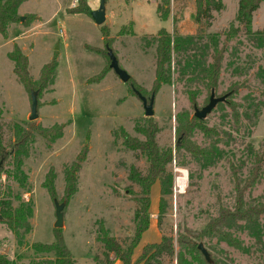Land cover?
Listing matches in <instances>:
<instances>
[{
  "label": "rangeland",
  "instance_id": "rangeland-1",
  "mask_svg": "<svg viewBox=\"0 0 264 264\" xmlns=\"http://www.w3.org/2000/svg\"><path fill=\"white\" fill-rule=\"evenodd\" d=\"M75 1L26 0L19 7L20 18L9 26L8 37L0 33L4 143L10 147L15 123L25 128L30 122L42 127L65 125L63 136L51 145L36 137L22 165L26 183L15 177L16 168L10 160L1 168L0 199H11L14 206L29 202L33 215L29 218L32 230L25 234L23 244L4 217L0 219V252L17 259L18 264H30L32 258L45 256L30 246L35 241L47 243L54 239L55 204L44 186L46 174L53 168L55 198L65 201V167L88 146V157L78 173V191L64 208L62 230L76 264H109L103 244L96 239L97 227L103 221L110 234L118 238L127 235L137 206L127 187L139 189L128 178V168L135 164L144 172L147 167L146 159L126 148L121 139L116 140L113 132L123 127L129 134L142 137L135 125L138 118L145 116V109L131 85L151 96L156 67L153 37L165 28L183 36L194 35L201 44L210 43L215 35L222 53L221 69L217 86L208 87L203 82L190 81L188 75L180 77L173 56V82L155 92L152 117L161 127L158 143L175 150L168 165L175 175L174 186L159 224V180L152 185L151 218L134 250L133 261L147 244L159 242L162 235L174 238L178 252L182 249L178 238L188 229L201 234L199 244L203 243L216 258L230 264H264V213L253 220L232 215L241 195L237 185L243 189L246 208L264 202V34L249 36L241 27L229 35L239 0H222L223 9L212 11L211 25L206 28L195 20L196 0H106V20L101 25L89 12L97 9L101 0H87L90 10L83 12L71 11L79 3ZM234 26H238L236 21ZM252 28L264 30V0L253 13ZM16 44L29 58V73L34 81L39 80L44 64L54 57L58 61L55 83L38 95V117L34 120L29 119L31 90L17 78L8 57ZM106 45L131 75L128 82L109 67V60L102 54ZM213 49L209 48L201 64L203 59H207L206 63L212 60ZM104 69L106 74L99 81H90ZM212 88L217 96L231 95L204 119L218 133L206 135L196 130L193 134L192 142L209 151L206 159L177 147V115L185 112L194 116V106L206 105ZM255 172L258 175L253 179ZM182 174L187 177L186 186L178 191L176 180ZM223 211L229 217L220 229L236 236L243 248L229 245L219 232L206 233L208 223ZM162 263L177 264L176 256H165ZM114 264L123 263L117 259Z\"/></svg>",
  "mask_w": 264,
  "mask_h": 264
},
{
  "label": "trees",
  "instance_id": "trees-1",
  "mask_svg": "<svg viewBox=\"0 0 264 264\" xmlns=\"http://www.w3.org/2000/svg\"><path fill=\"white\" fill-rule=\"evenodd\" d=\"M26 0H0V33L8 37V30L11 23L16 22L20 17L18 10L20 5ZM263 0H239L238 8L234 21L238 26H234V21L230 24L229 35L236 34L241 27L244 33L249 36L262 35L264 30H253V13L256 11ZM71 11L83 12L89 11L90 6L87 0H78ZM197 11L195 20L199 24H204L203 28L211 25L212 11L221 10L224 7L222 0H196ZM163 18L167 17V12L163 13ZM106 36L105 30L102 31ZM200 38V37H199ZM201 39V38H200ZM156 43L155 55V79L153 81L152 94L157 92L163 84L172 83V59L175 56L177 72L180 77L188 75L190 81H198L207 84L208 87H215L218 84L219 73L221 69L222 53L216 45L215 35L210 39V43L199 42L194 35L183 36L177 31L169 32L165 28L160 29L156 36L153 37ZM106 47V46H105ZM213 47L212 60L207 62L203 59L205 53H209V48ZM101 53L97 47H92ZM110 62L107 53V47L102 53ZM198 54L200 58H198ZM8 57L14 64V73L22 84L28 89H35L41 93L48 85L55 83L58 61L54 57L51 61L43 65L40 70V78L34 81L29 73V58L23 52L19 45H14L13 49L8 52ZM110 67V63H109ZM111 68V67H110ZM106 74L105 69L94 78L91 82L99 81ZM182 78V79H183ZM135 87V86H134ZM131 90L137 95L131 85ZM141 91V90H140ZM142 92V91H141ZM151 94V95H152ZM231 93L228 95V97ZM138 96V95H137ZM227 97V98H228ZM149 98V97H148ZM192 101L194 94H191ZM224 102V101H223ZM222 103V102H219ZM3 110L0 108V161L4 166L5 162H13L16 168L15 177L21 183L27 182V176L22 170L23 161L29 156L31 145L35 142L36 137L44 138L49 145L61 138L64 134V124L55 123L51 126L42 127L30 122L29 127L25 128L19 123L12 126L13 140L8 147L4 143L3 124L1 118ZM177 133L179 135L178 148L188 151L195 157L206 156L209 158V151L200 148L192 142L193 134L196 130L202 131L206 135L217 134L213 128L206 125L204 119L188 116L185 112L177 115ZM161 130L158 122L152 116H144L136 120L135 131L142 135L129 134L123 127L114 130L115 139H121L122 144L135 152L142 155L147 162L146 170L143 172L137 165L131 164L128 168V178L139 186L134 190L128 186L129 194L136 202L131 228L124 238H118L110 234L109 229L103 221L97 227L96 239L103 244L104 254L109 264H114L115 260L122 261L123 264H163L162 258L165 256H176L177 264H230L226 259H219L209 252L210 258H207L199 249L198 244L201 241V234L192 232L188 229L179 236L178 243L182 249L176 252L174 238L172 236L162 235L161 240L157 243L147 244L136 261H133V254L136 246L140 242L142 233L148 228L151 218L150 212V193L152 185L159 180L160 182V203L158 223L161 224L162 214L167 207V196L173 193L174 172L169 168L173 161L175 150L173 147H161L157 140V134ZM181 138V139H180ZM88 146H85L76 156V158L65 167V184L63 199L67 202L78 191V173L82 167V162L88 157ZM212 153V152H211ZM215 153V152H214ZM212 153V155H214ZM254 173L253 179L257 177ZM55 172L51 168L44 181V186L48 193L55 199L57 196L55 186ZM240 192L239 206L233 216L246 220H253L255 215L264 213V202L258 203L255 207L246 208L242 198V188L237 185ZM0 214L4 217L9 229L15 234L20 244L24 243L25 234L32 230L29 218L33 215V205L29 202H21L20 205L14 206L11 199H0ZM229 214L225 211L207 225L206 233L219 232L222 240L229 245L237 248H243L242 243L232 233L220 229L225 225ZM36 253L45 254L38 258H32L30 264H76L71 250L65 242L62 228H54V239L51 242L35 241L30 246ZM114 254L111 257V254ZM49 255V256H48ZM0 264H18L17 259L10 258L7 254L0 252Z\"/></svg>",
  "mask_w": 264,
  "mask_h": 264
},
{
  "label": "water",
  "instance_id": "water-1",
  "mask_svg": "<svg viewBox=\"0 0 264 264\" xmlns=\"http://www.w3.org/2000/svg\"><path fill=\"white\" fill-rule=\"evenodd\" d=\"M106 0H101L100 5L97 9L89 11L97 24H103L106 20ZM107 53L110 58V67L120 76V78L124 82H128L131 79V75L120 66L118 57L116 56L113 49L106 45ZM134 91L137 93L138 97L142 101L143 107L145 109V116H153L154 115V102H155V94L153 93L149 98L144 95L140 90L133 86ZM230 93H225L221 96H216V91L214 88L211 90V94L209 97V102L203 107L194 106V115L199 119H205L207 115L215 108V106L219 102H223L227 99ZM31 115L29 116L30 120H34L38 117V91H31ZM3 163V160L0 161V167ZM55 204V215L56 220L54 223L55 228H62L64 225V208L66 206V202H60L57 198L54 199ZM0 219L3 220V216L0 214ZM199 249L203 252V254L210 258L209 252L205 249L203 243L198 245Z\"/></svg>",
  "mask_w": 264,
  "mask_h": 264
},
{
  "label": "built area",
  "instance_id": "built-area-1",
  "mask_svg": "<svg viewBox=\"0 0 264 264\" xmlns=\"http://www.w3.org/2000/svg\"><path fill=\"white\" fill-rule=\"evenodd\" d=\"M78 0H76L74 3H77ZM76 5V4H75ZM185 175V174H182V175H179L177 177V180H176V187L177 189H179L178 191L180 190H184L185 186H186V182L183 181V180H180V178H182V176Z\"/></svg>",
  "mask_w": 264,
  "mask_h": 264
},
{
  "label": "bare ground",
  "instance_id": "bare-ground-1",
  "mask_svg": "<svg viewBox=\"0 0 264 264\" xmlns=\"http://www.w3.org/2000/svg\"><path fill=\"white\" fill-rule=\"evenodd\" d=\"M186 178H187L186 175H183L182 178H180V180H183L186 182Z\"/></svg>",
  "mask_w": 264,
  "mask_h": 264
},
{
  "label": "crops",
  "instance_id": "crops-1",
  "mask_svg": "<svg viewBox=\"0 0 264 264\" xmlns=\"http://www.w3.org/2000/svg\"><path fill=\"white\" fill-rule=\"evenodd\" d=\"M153 215V214H152ZM155 215V214H154Z\"/></svg>",
  "mask_w": 264,
  "mask_h": 264
},
{
  "label": "flooded vegetation",
  "instance_id": "flooded-vegetation-1",
  "mask_svg": "<svg viewBox=\"0 0 264 264\" xmlns=\"http://www.w3.org/2000/svg\"><path fill=\"white\" fill-rule=\"evenodd\" d=\"M217 96V95H216ZM203 107V106H202Z\"/></svg>",
  "mask_w": 264,
  "mask_h": 264
}]
</instances>
